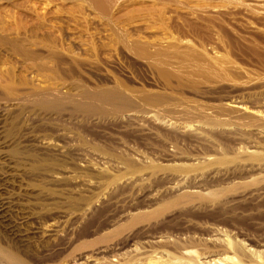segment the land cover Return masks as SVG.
Returning <instances> with one entry per match:
<instances>
[{"label": "rangeland", "instance_id": "374dc122", "mask_svg": "<svg viewBox=\"0 0 264 264\" xmlns=\"http://www.w3.org/2000/svg\"><path fill=\"white\" fill-rule=\"evenodd\" d=\"M91 1L0 0V245L20 264H261L264 128L245 115L264 112V0Z\"/></svg>", "mask_w": 264, "mask_h": 264}, {"label": "bare ground", "instance_id": "6f19581e", "mask_svg": "<svg viewBox=\"0 0 264 264\" xmlns=\"http://www.w3.org/2000/svg\"><path fill=\"white\" fill-rule=\"evenodd\" d=\"M91 1V0H90ZM91 2H94L96 5H100L101 4V2L99 1V0H92ZM93 3V4H94ZM159 50V49H158ZM161 50V49H160ZM160 50H159V52H160ZM183 50V49H182ZM181 50V52H184V51H182ZM158 52V53H159ZM180 52V51H179ZM181 52H180V54H181ZM186 52V51H185ZM162 53V52H161ZM188 54H189V56H190V53L189 52H187ZM194 53V52H193ZM193 53H191V54H193ZM157 54V53H156ZM160 54V53H159ZM179 54V53H178ZM187 54V55H188ZM158 55V54H157ZM163 54H161V56H162ZM182 55V54H181ZM197 55H198V53H197ZM196 55V56H197ZM152 56V55H151ZM153 57H155V56H153ZM153 57L152 58H150V59H153ZM158 57H160V55L158 56ZM156 58V57H155ZM199 58V57H198ZM158 59V58H157ZM188 59V58H187ZM159 60L161 61L162 60V58H159ZM198 60H201V59H198ZM153 61H157V60H153ZM159 61V62H160ZM162 61H164V60H162ZM162 61H161V66L159 65V63H158V65H159V67H162ZM185 61V60H184ZM188 61H190V60H188ZM158 62V61H157ZM183 62V60L181 61V63ZM186 62V61H185ZM165 63V62H164ZM190 63V62H189ZM191 63H193V62H191ZM200 63V62H199ZM185 64V63H184ZM187 64V63H186ZM157 65V66H158ZM168 65V64H167ZM165 66V67H168V66ZM200 65V64H199ZM183 66V65H182ZM182 66L181 67H179V68H182ZM163 67H164V64H163ZM162 67V68H163ZM190 67H191V65H190ZM199 67V66H198ZM179 68H178V70H179ZM193 68V67H192ZM183 69V68H182ZM197 69H199V68H197ZM161 70H163V69H161ZM184 70V69H183ZM105 99H106V101H107V99H110V97H105ZM105 99H104V101H105ZM112 99V98H111ZM116 99V98H115ZM149 100V99H148ZM151 100V99H150ZM105 101V102H106ZM111 101H113V99L111 100ZM110 101V102H111ZM146 101V100H145ZM108 102V101H107ZM153 102V101H152ZM262 102H264V101H262ZM103 103V102H102ZM151 103V102H150ZM111 104V103H110ZM110 104H109V106H110ZM104 105V104H103ZM112 105V104H111ZM227 105V104H226ZM264 105V104H263ZM262 106V105H261ZM228 107L229 108H235L234 110H236L237 109V112H238V109H239V111H240V109H242L243 110V108L242 107H244V105H242V104H240L238 101H230V103H228ZM228 107H225V110H224V107H223V109H222V107H221V109L223 110V111H227L226 110V108H228ZM195 109V108H194ZM221 109H219V110H221ZM257 109V108H256ZM191 110H193V109H191ZM199 110V109H198ZM245 110H247V109H245ZM252 110V109H251ZM233 110H231V112H232ZM250 111V110H249ZM253 111V110H252ZM192 112H194V111H192ZM222 113V112H221ZM228 113H230L229 111H228ZM233 114L234 113H236L235 111L234 112H232ZM242 113H245V112H242ZM241 113V114H242ZM249 113V112H248ZM250 113H252L251 115H245L246 116V118H248V116L250 117V116H253V118L254 117H256L257 119H258V121L259 120H261L259 123H257V124H259V125H256V123L254 124V126H256V128H258V127H261V128H264V112L262 113V110H261V113H260V110L258 111V110H256L255 111V109H254V111L253 112H250ZM199 114V113H198ZM220 114V113H219ZM223 114V113H222ZM225 114V113H224ZM241 114L240 115H237L238 116V118H239V116H241ZM246 114V113H245ZM189 115H192L191 113L189 114ZM194 116H195V114H194ZM234 116V115H233ZM244 116V115H243ZM192 117V116H191ZM235 117V116H234ZM246 118H244L243 117V119H246ZM253 118H250V120L251 119H253ZM242 119V118H241ZM241 119H240V121H241ZM243 119H242V121H243ZM255 119V118H254ZM257 119H256V122H257ZM236 120H237V117H236ZM239 120V119H238ZM239 121V122H240ZM248 121V120H247ZM246 120H245V122H247ZM252 121V120H251ZM255 121V120H254ZM253 121V122H254ZM221 122V121H220ZM241 123V122H240ZM243 123V122H242ZM248 123V122H247ZM252 123V122H251ZM246 124V123H245ZM252 125V124H251ZM260 128V129H261ZM264 131V130H263ZM8 142V141H7ZM41 144L44 146V147H52L51 146V143L50 142H48V141H42L41 142ZM8 145H10V144H8ZM83 154L82 153H80V156H82ZM5 161H7L6 159H4V157L2 156V157H0V191L1 190H3V188H4V183H6V182H8L12 177H14L15 176V174H14V172H7V171H5L3 168H4V166H8V167H12L11 165H9V163L11 162V160L9 161L8 160V162H5ZM196 195V194H195ZM11 205H12V201L11 200H8V199H4L1 195H0V220H3V219H6V211L7 210H9L10 208H11ZM208 232L210 233V235H209V238L207 239V241L210 243V244H212V245H215L216 243H217V240L219 241V239L218 238H216L215 236L216 235H218V234H220V232H221V230H220V228H218V227H209V229H208ZM206 239V238H205ZM162 241V240H161ZM206 241V240H205ZM222 241V240H221ZM225 242V245L226 246H228V247H230V248H232L236 253L238 252H244L243 254H245L246 252H249L250 250L248 249H246L245 247H243V245L241 244V243H232L231 241H229V240H225L224 241ZM223 243V242H222ZM150 244V243H149ZM130 251V250H129ZM246 251V252H245ZM263 252V251H262ZM236 253H234V255H236ZM242 254V253H241ZM240 254V255H241ZM242 254V255H243ZM249 254V253H248ZM264 254V253H263ZM239 255V254H238ZM241 255V256H242ZM246 255V254H245ZM249 255H251V254H249ZM257 255V254H256ZM203 258V260H202V262H199V264H243L242 262H241V259L239 260V259H235V257L234 256H228V255H225V254H222V253H219V252H215V251H208V252H206L203 256H202ZM257 258H260V256L258 257L257 256ZM263 259V258H262ZM262 261V260H261ZM259 261V262H257V263H261V264H264V261ZM0 264H20V261H19V257H18V255H17V253H15V252H13V251H11V250H9L7 247L6 248H4V247H2L1 245H0Z\"/></svg>", "mask_w": 264, "mask_h": 264}]
</instances>
